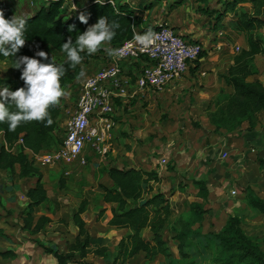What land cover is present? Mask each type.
Here are the masks:
<instances>
[{
  "label": "trees",
  "instance_id": "obj_1",
  "mask_svg": "<svg viewBox=\"0 0 264 264\" xmlns=\"http://www.w3.org/2000/svg\"><path fill=\"white\" fill-rule=\"evenodd\" d=\"M99 4L96 0L86 8L85 16L88 23L83 24L78 15L69 16L66 20L62 19L61 9L64 0L50 2L48 7L40 8L29 18H24L26 43L21 48L17 57L21 55L34 56L38 50H44L47 47L52 48L64 57L60 63L63 64L65 73L61 77V87L71 84L74 80L80 79V72L83 71L81 64L91 59L92 55L82 51V61L75 67L67 60L66 53L62 49V44L67 42L71 36L75 45L76 37L79 32H83L90 25L95 24L100 17H106L109 23L115 21L119 23L116 35L111 41H106L110 47L121 45L124 41L131 39L134 35L137 18L133 17L135 11L131 10L127 4L111 5L107 0ZM206 4L208 0H196ZM249 5V11L235 13V18L231 20L233 30L243 33L246 36L248 49L240 51L233 57V62L226 69L221 79L227 87L231 89L230 94H225L222 90L211 103L215 110L208 115V122L213 127L215 135L222 131L227 133L246 131L248 133L255 131L258 125L259 116L264 112V72L263 79H254L258 75L254 59L258 55L264 56V0H229L224 3V9L218 11L217 16L212 20L210 27L221 25L228 12L234 11L237 6ZM171 7V6H170ZM201 12H206L207 17L212 15L209 10L198 7ZM3 12L5 18L13 17L14 9L7 7ZM84 15V14H83ZM133 18V20H132ZM75 25L72 32L69 27ZM158 27L141 29L138 35H145ZM198 43V41H194ZM206 54L202 50L194 66L189 70L195 71L196 64ZM13 58L0 57V61H6L13 69L11 79H0V85H8L11 90H16L23 86L20 79V70L13 68ZM15 59V58H14ZM248 78H253L249 81ZM223 102L224 106L221 105ZM15 110L14 106H10ZM53 123L46 125L44 121L22 122L13 131L8 128L7 122H0V134L2 143H0V170L13 172L18 168L19 178L35 177L32 187L26 190L25 211L19 215L21 220L20 231L28 233L29 236H36L41 233L45 226L51 222L50 217L40 215L37 218L33 216L35 209L44 204L47 198V192L41 182V174L33 165L32 160L26 154L30 151L32 154H38L49 147L57 148L60 146L63 137L58 132V119L60 116L59 102L51 105L48 109ZM246 129H242L244 124ZM194 128L201 127L193 123ZM264 137V129L262 131ZM19 139L21 140L18 143ZM259 169H264V150L263 157L257 159ZM106 175L111 182V187L101 186V201L110 204L111 217L107 226L114 229L129 230L131 233L122 237L113 252L106 250L105 247L95 250L94 254L100 255L107 264H125L129 259L138 254H144L147 260L157 256L170 258L169 247L163 237V231L171 217L170 203L166 193L154 191L153 184L160 183V178L154 171H144L142 169H120L115 166L107 168ZM192 186L196 190V197L205 200L208 197V189L202 180H193ZM149 197L143 199V195ZM246 204L264 214V201L259 198L252 190H247L245 197ZM88 203L81 200L70 216V223L76 228V236L70 245L67 254L62 255L56 250L39 246L43 251L53 257L56 264H67L68 261L78 256L84 259L93 246V239L90 237L83 215L87 212ZM193 211L194 219H201L206 213L200 204L190 205ZM104 209L97 214L100 218ZM180 224L182 232L176 237L179 241H184L186 236L191 234L188 225L181 223V219H176ZM194 222V221H193ZM148 232V238L142 236V231ZM209 237L216 241L218 246V256L212 264H264V255L260 253L254 244L244 234L242 221L238 216L227 215L219 232H210ZM176 239V240H177ZM177 240V241H178ZM181 252V247H179ZM187 258V254L182 255ZM15 253L11 250H0V258L13 259ZM193 264V263H190Z\"/></svg>",
  "mask_w": 264,
  "mask_h": 264
},
{
  "label": "rangeland",
  "instance_id": "obj_2",
  "mask_svg": "<svg viewBox=\"0 0 264 264\" xmlns=\"http://www.w3.org/2000/svg\"><path fill=\"white\" fill-rule=\"evenodd\" d=\"M53 1L56 0H0V11L7 7H11L14 9L13 16L24 19L32 16L40 8L48 7L49 3ZM113 1L116 4L126 3L129 5L133 1H136L135 3H140L145 0ZM226 1L228 0H208L206 4L199 3L201 8H207L209 12H212V15L207 17L208 14H206V12H201L199 10L196 11V14L198 13L197 15H201L203 21L211 19V25L212 20L218 14V10L215 9H219V11L223 10ZM90 3L91 0H64L61 9L62 19L66 20L69 16L73 15H85L86 8ZM244 6L245 5L241 6L242 9H249ZM238 7L240 6H237L236 9H239ZM158 10L160 9L153 8L143 21L141 20L142 18L137 19H140L141 23L151 22V19L157 15ZM135 11L138 12L137 9H135ZM234 18L235 16L233 17L232 15L230 19ZM223 23L224 22H222L221 25L215 26V28L208 26L204 28L200 43L202 49L206 47L205 42L207 41V37L212 38L223 28ZM136 27L137 26H135V30ZM260 33L264 35V32ZM110 48L109 45L102 44L95 53L91 54V59L81 64L84 73L82 76L83 78L102 68V62L108 58L111 52ZM45 51L49 54V57L58 63L64 60L61 54L50 47H47ZM0 73L4 75V77L10 74L8 64H2L0 62ZM82 77L65 86L63 88L65 95L59 99V105L63 111V115L58 119V132L61 134V137H63L64 134V120L66 118L64 111H73ZM252 79L253 78H248L249 81H252ZM222 91L228 94L224 90ZM212 101L213 100L210 101V106L206 113L207 119L209 113L215 110L214 104L211 103ZM221 105L224 106L223 102ZM169 112H171L169 108L158 107L157 111L153 114L154 121L156 122H153V124L164 125L166 122H171L172 119L170 118ZM128 113L126 112L124 115ZM129 117L132 116L130 115ZM115 118L116 116L114 115V119ZM242 127V129L245 130L247 124L245 123ZM257 127L259 129L257 132L258 135L251 136L252 139L245 138V135L248 134L246 131L241 133H227L222 131L221 134L215 135L212 130L215 137H218V141L223 143L220 144L221 148L219 147V150L222 152L220 159L215 161L212 165L209 161L203 163L204 166L211 165V168H205L206 170L204 173L191 174L182 172L176 174L173 170L175 166H177L176 163L173 162L174 160L167 162L164 166L166 168L165 170L168 173L174 172V177L172 176L169 179V184H153V187L155 185L158 191H163L164 189V193H166L170 203L171 217L163 231V237L169 247L170 258L167 259L163 256H157L151 260H147L144 254H138L129 259L125 264H212L214 259L218 256V246L216 241L209 237V234L210 232H219L221 230L224 218L227 215L240 217L244 234L254 244L257 250L264 255V214L249 207L245 202L247 190H252L264 201V169H259L257 163V159L263 157L264 150V137L262 135L264 129V112L259 116ZM203 130L202 128V131ZM153 135L155 136V140L152 143L155 144V147H158L166 142L167 136L170 134L163 135V132L155 131ZM202 143L206 146L209 145L207 141ZM56 149L57 146L49 147L42 153H51ZM115 151H117V148H115ZM108 154H110V152L104 156L90 153L87 157L86 164L83 166L73 164L71 166L61 165L54 168L33 164L35 169L41 174V182L47 192L48 198L44 204L35 209L34 216L37 218L40 215H46L51 219V222L45 226L44 230L40 234L34 236V238H31L32 236H29L28 233L20 231L21 220L19 215L25 211V206L22 205L18 207L17 218H19V221L17 224L19 223V225L9 221L7 218L11 213L9 209L5 207L4 201L5 195L9 192L0 190V222L1 224L3 223V225L15 226V231H18L15 234H11L9 239L8 236L4 234L9 242L7 245L1 246V248H14V245L16 246L17 244L20 245L29 242L33 245L34 249L39 252L42 263L37 261L35 254H32L28 264H56L53 257L45 253L39 245L42 244L45 247L56 250L62 255L67 254L76 236V229L70 223V216L76 211L80 201L86 200L88 207L84 219L88 233L93 237V246L84 259L81 260L78 256H75L74 259L68 261L67 264H107L100 255L94 254V251L105 247L106 250L111 252L112 248L116 247L114 245L117 242V236L113 234L111 229H109L108 226L104 227L102 224H99L101 223V218H96V213L98 212L97 210L101 201V186L104 184L106 170L111 166L116 167L118 161L117 156ZM8 173L10 174V182L12 184L17 182V185H19L18 191L21 193L18 195L19 200H25L26 183L28 182L33 186L36 180L35 177L23 180V178L19 177L17 179L14 171ZM194 179L204 181L208 189V197L205 200L196 197V190L192 186V181ZM232 191H234V194L231 193ZM143 197L145 200L149 196L144 194ZM193 203L200 204L201 208L206 211L201 219L196 220L193 218V211L190 210V205ZM178 218L182 220L181 223L188 225L191 232L189 236H186L184 241H179L176 238L179 233L182 232L180 224L175 222ZM2 234L0 233L1 237L3 236ZM142 236L145 239L148 238V232L143 231ZM179 247H181V252H179ZM183 254H187L188 257L184 258L182 256ZM16 263L20 264L19 262Z\"/></svg>",
  "mask_w": 264,
  "mask_h": 264
},
{
  "label": "crops",
  "instance_id": "obj_3",
  "mask_svg": "<svg viewBox=\"0 0 264 264\" xmlns=\"http://www.w3.org/2000/svg\"><path fill=\"white\" fill-rule=\"evenodd\" d=\"M112 2L114 5L116 4L113 0ZM135 2L136 1H133L128 7L134 11L137 9L138 12L135 11L133 17L137 16L136 18H142V21L153 8L160 9L157 15L151 19V22L141 23L140 19H138L136 22V32L145 28L151 29L152 27L166 25L175 34L189 41H198L200 44L204 28L206 26L210 27L211 19L203 21L202 16L197 15L198 13L196 14L198 7H200V2L196 0H145L140 3ZM244 7L249 9L238 7L239 9L228 12L223 21V28L212 38L207 37V41L205 42L206 47L203 49L206 50V54L196 64L197 67L195 71L188 70L181 78L170 83L161 91L136 94L126 103L122 100H116L114 110L116 118L113 120L114 126L111 130L109 141L110 154H114V156L118 158L116 167L120 169H142L148 172L154 171L160 178V183L162 185L169 184V179L175 175L174 172L168 173L165 170L166 168L164 166L167 162L174 160L173 162H175L177 166H175L173 170L176 174L182 172L197 174L204 173L206 167L211 168V165L220 159L222 151L219 149L221 148L220 144L223 143L218 141V137H215L212 133L213 127L209 124L206 113L210 106V101L215 99L221 90H224L228 94L232 92L231 89L225 85L221 76L225 74L227 67L232 64L235 54L248 49L245 34L234 32L231 25V20L233 19H230L232 15L234 17L235 13L250 10V6L245 5ZM215 10L219 11V9ZM235 48L239 49L236 53ZM0 62L2 64H8L6 61ZM107 62L108 59H105V61L102 62L103 66L106 65ZM254 63L258 70V75H256L254 79L262 80L264 56H256ZM8 66L10 74L4 77V75L0 73V79L12 78L13 69L9 64ZM142 67L143 64L140 62L134 63L126 61L122 63V73L131 79V91L134 90V81L141 72ZM158 107L170 109L171 112H169V115L172 119L171 122H166L164 125L153 124V122H155L153 114L157 111ZM126 112L129 113L124 115ZM129 114L132 117H129ZM193 123L199 124L201 127L194 128L192 126ZM202 128L204 129L203 131ZM258 130L257 127L255 131L248 133V136L245 135V138L252 139L251 136L258 135ZM155 131H161L163 135L170 134L167 136L166 142L158 147H155V144L152 143L155 140V136L153 135ZM206 141L209 144L207 146L202 143ZM0 143H2L1 134ZM115 148H117V151H115ZM26 154L30 158L31 152L26 151ZM206 161H209L211 165L204 166L203 163H206ZM14 172L15 177L18 179L17 168ZM9 175L8 171L0 170V190L9 192L4 197L5 207H7L11 213L7 219L17 224L19 221V218H17L18 207L22 205L26 206V199L23 201L19 200L18 195L21 194L18 191L19 185H17V182L12 184ZM24 179L28 180V178H23V180ZM26 185L25 192L32 187L28 182ZM103 185L111 187V182L107 175L104 178ZM155 185H159V183H155ZM155 185L154 191L157 190ZM161 192H165V190L163 189ZM110 207V204H105L100 201V206L97 211L100 212L102 209L105 210L100 217L101 223H99L104 227H107V222L111 217ZM17 225H19V223ZM108 228L117 236V242L114 246L117 245L122 237L131 233L129 230ZM16 232L18 231H15V226L3 225V223L1 224L0 222V233H3L2 237L0 235V250H11L15 253L13 259L0 258V264H17L16 262L28 264L32 254H35L37 261L42 263L39 252L35 250L33 245L29 242L20 245L17 244L16 246L14 245V248H1V246L7 245L11 234H15ZM4 234L8 236V239ZM89 235L93 238L91 234ZM97 237L101 238L99 236ZM31 238H34V236ZM114 249L115 247L112 248V251H114Z\"/></svg>",
  "mask_w": 264,
  "mask_h": 264
},
{
  "label": "built area",
  "instance_id": "obj_4",
  "mask_svg": "<svg viewBox=\"0 0 264 264\" xmlns=\"http://www.w3.org/2000/svg\"><path fill=\"white\" fill-rule=\"evenodd\" d=\"M107 1L114 5L112 0ZM150 33L151 41L142 42L137 39L141 35L134 28L131 39L110 48L106 65L82 77L73 111H64L66 118L60 146L51 153H31L34 165L83 166L90 153L106 155L114 126L116 100L126 103L136 94L161 91L193 67L203 50L199 43L186 40L166 25H160ZM126 61L143 64L132 91L131 80L122 73V63ZM61 115L60 107L59 118Z\"/></svg>",
  "mask_w": 264,
  "mask_h": 264
},
{
  "label": "clouds",
  "instance_id": "obj_5",
  "mask_svg": "<svg viewBox=\"0 0 264 264\" xmlns=\"http://www.w3.org/2000/svg\"><path fill=\"white\" fill-rule=\"evenodd\" d=\"M98 2L100 0H97ZM79 20L83 24L88 23L85 15H80ZM25 24L26 21L22 18L13 16L7 19L3 12H0V57L13 58V68L20 70V79L23 81V86L14 91L8 85H0V122H7L10 131L15 130L22 122L33 120L51 125L53 120L48 109L65 95L60 83L65 73L63 64L49 60V54L44 50L36 51L31 57L27 55L17 57L26 43ZM74 28L75 25L70 26L69 32ZM117 28L118 22L109 23L106 17H100L95 24L79 32L75 45L70 36L67 42L62 44L67 60L73 67L80 64L82 51L88 54L95 53L104 42L113 39ZM137 39L150 42L152 34L149 32L137 36ZM80 75H84L83 71ZM10 106H14L15 110H11Z\"/></svg>",
  "mask_w": 264,
  "mask_h": 264
}]
</instances>
